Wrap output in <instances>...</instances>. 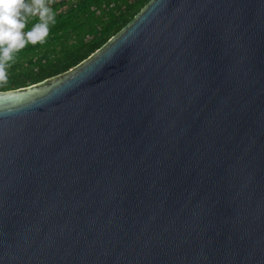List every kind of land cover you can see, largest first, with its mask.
I'll return each mask as SVG.
<instances>
[{"label": "water", "instance_id": "water-1", "mask_svg": "<svg viewBox=\"0 0 264 264\" xmlns=\"http://www.w3.org/2000/svg\"><path fill=\"white\" fill-rule=\"evenodd\" d=\"M0 264H264V0H149L0 91Z\"/></svg>", "mask_w": 264, "mask_h": 264}, {"label": "trees", "instance_id": "trees-1", "mask_svg": "<svg viewBox=\"0 0 264 264\" xmlns=\"http://www.w3.org/2000/svg\"><path fill=\"white\" fill-rule=\"evenodd\" d=\"M149 0H53L55 22L44 43L27 44L14 53L7 83L17 89L62 74L81 63L117 34ZM39 22L30 17L25 32Z\"/></svg>", "mask_w": 264, "mask_h": 264}, {"label": "clouds", "instance_id": "clouds-1", "mask_svg": "<svg viewBox=\"0 0 264 264\" xmlns=\"http://www.w3.org/2000/svg\"><path fill=\"white\" fill-rule=\"evenodd\" d=\"M53 0H0V86L7 83V71L14 53L27 44L44 43L55 15L49 5ZM39 17L31 30L24 29L30 17Z\"/></svg>", "mask_w": 264, "mask_h": 264}]
</instances>
